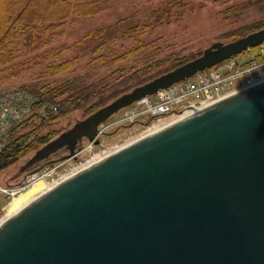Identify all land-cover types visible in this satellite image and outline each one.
<instances>
[{"label": "water", "instance_id": "obj_1", "mask_svg": "<svg viewBox=\"0 0 264 264\" xmlns=\"http://www.w3.org/2000/svg\"><path fill=\"white\" fill-rule=\"evenodd\" d=\"M262 42L264 29L214 43L77 121L20 173L62 149L58 161L76 159L82 140L98 144V127L119 111ZM0 264H264V81L38 196L0 226Z\"/></svg>", "mask_w": 264, "mask_h": 264}, {"label": "trees", "instance_id": "obj_2", "mask_svg": "<svg viewBox=\"0 0 264 264\" xmlns=\"http://www.w3.org/2000/svg\"><path fill=\"white\" fill-rule=\"evenodd\" d=\"M102 1L0 0V66L17 58L15 55L23 47L41 49L52 44L61 35L58 31L71 14L82 18L96 16L101 12ZM258 1L260 9L264 11V0ZM172 5L181 6L177 1L168 0L167 6ZM167 13L157 12L159 18L153 23L127 24L126 20H120L110 26L90 30L71 47L61 48L59 52H44L37 57L38 64H46L47 75L66 74L83 60L87 73L58 82L37 80L28 86H20L33 94L39 104L49 103L56 110L44 119L32 116L10 130L8 141L0 155V171L31 155L60 135V132L49 130L72 113L80 111L84 117L89 116L123 94L200 57L202 53L189 61L175 56L163 61L155 59L156 56L148 52L152 44H145L143 39L159 28V19L162 15H168ZM129 24L132 25L125 28ZM262 29L264 18L226 38L235 41ZM121 40L130 43V46L118 53L115 47ZM257 49L258 46L253 48L255 51ZM71 50L76 56L57 62L58 58ZM99 72L105 74L100 75ZM45 130L49 131L48 134H42Z\"/></svg>", "mask_w": 264, "mask_h": 264}, {"label": "rangeland", "instance_id": "obj_3", "mask_svg": "<svg viewBox=\"0 0 264 264\" xmlns=\"http://www.w3.org/2000/svg\"><path fill=\"white\" fill-rule=\"evenodd\" d=\"M174 1L179 2L181 6H167L168 0H103L101 12L96 16L82 18L71 14L68 21L58 31L61 32V35L52 44L41 49L23 47L22 51L15 55V57L18 56L17 58L6 65L0 66V90L28 86L37 80L58 82L69 77L87 73L85 61L83 60L76 63L73 70L66 74L57 76L47 75L45 73L46 64H38L36 58L44 52L52 50L59 52L61 48H69L86 32L110 26L120 20H126L127 24L137 22L153 23L159 18L156 14L157 12H168V15H162V21L161 18L159 19V28L146 36L143 41L145 44H152L148 52L154 54L157 60L164 61L175 56L189 61L195 55L203 53L205 49H208L214 43L231 42V39L226 38L227 35L242 28L252 26L264 18V11L260 9V2L258 0ZM130 25L132 24L125 25V28ZM29 44L32 45L31 43ZM129 46L130 43L121 40L114 47L119 53L129 48ZM73 56L76 55L72 50L67 51L62 57L57 59V62L72 59ZM167 67L165 66V68ZM17 70L20 71L18 72ZM98 74L104 75L105 73L99 72ZM128 110L121 112L118 116H121ZM84 118L82 112L76 111L63 122L51 127L52 129L49 131L60 132L61 134L77 121ZM49 131L45 130L42 134H48ZM108 132H105L96 145L94 143L90 144L87 139H83L81 143L82 151L76 155V159L63 162L58 161V159L68 154L66 149H62L47 160L37 164L32 170L40 168L46 174L51 173L49 176L51 180L52 178H56L58 173L68 171L82 164L84 165L86 162V165L90 164L95 160L96 156L105 158L109 154L136 142L145 136L146 128L141 126V124H135L116 130L112 129ZM49 134L51 136V133ZM33 154L0 171V186H5L6 183H13L18 179L20 180L23 175V173H20V169ZM93 158L94 160H92ZM76 171L79 170L72 171L69 176ZM37 188L40 190L41 185H38ZM30 194H28V197ZM7 203L8 201L0 196V220L2 219L3 221L7 219L5 217L6 214L13 207L12 205H7Z\"/></svg>", "mask_w": 264, "mask_h": 264}, {"label": "built area", "instance_id": "obj_4", "mask_svg": "<svg viewBox=\"0 0 264 264\" xmlns=\"http://www.w3.org/2000/svg\"><path fill=\"white\" fill-rule=\"evenodd\" d=\"M262 81H264V42L256 51L248 49L244 55L216 69L198 73L188 80L158 91L153 96L143 98L132 109L101 126L98 136L114 128L137 123L141 119L152 118V123L145 127L148 132L150 127L176 121ZM52 110L53 108L48 104L38 105L37 99L25 90L0 93V155L11 128L32 115L45 118ZM94 163L96 162H91L88 166ZM77 167L58 173L56 178L51 180L49 178L51 173L46 174V172L24 176L18 180L16 186L0 187V195L10 202L42 178L48 183L55 182L51 187H47L45 190L47 192L68 180L69 172ZM1 220L0 225L3 222Z\"/></svg>", "mask_w": 264, "mask_h": 264}, {"label": "bare ground", "instance_id": "obj_5", "mask_svg": "<svg viewBox=\"0 0 264 264\" xmlns=\"http://www.w3.org/2000/svg\"><path fill=\"white\" fill-rule=\"evenodd\" d=\"M174 122V121H173ZM172 122H165L163 123V125L161 126H157V127H150L149 128V131L146 132V134H144L145 136L153 133L154 131L170 124ZM145 136L141 137V138H144ZM110 155V154H109ZM108 155V156H109ZM107 157V156H106ZM105 157V158H106ZM103 157H99V156H96L95 157V160L94 158L92 160H94L95 162H99L100 160H102ZM93 161V162H94ZM87 163V162H86ZM86 163L81 166H78L77 168H74L72 171L74 170H80V171H76L74 173L71 174V176L69 178H71L72 176L80 173L81 171H83L88 165H86ZM70 171L69 174L72 172ZM68 178V179H69ZM54 183H48V182H45V180L42 178V179H39L37 180L32 186H30L28 189H26L25 191L21 192L20 194H18L16 197L13 198V200L9 203V205H12L13 207L11 208V210L6 214L5 217H7V220L14 217L16 214H18L19 212H21L23 209H25L28 205H30L32 202H34V200L40 195L42 194L43 192H45V190L47 189V187H51ZM38 185H41V189L39 190L37 188ZM30 194V196L28 197V194ZM34 195V196H33ZM27 196V197H26ZM26 197V198H25Z\"/></svg>", "mask_w": 264, "mask_h": 264}]
</instances>
